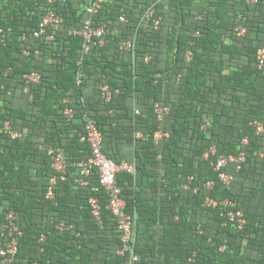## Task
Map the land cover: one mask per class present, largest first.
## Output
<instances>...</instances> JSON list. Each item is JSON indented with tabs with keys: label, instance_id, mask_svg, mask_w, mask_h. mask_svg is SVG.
<instances>
[{
	"label": "trees",
	"instance_id": "trees-1",
	"mask_svg": "<svg viewBox=\"0 0 264 264\" xmlns=\"http://www.w3.org/2000/svg\"><path fill=\"white\" fill-rule=\"evenodd\" d=\"M92 1L59 0L54 6L65 21L35 37L48 0H0V220L13 210L23 232L10 264H128L98 175L85 186L77 182V164L92 153L81 140L86 114L107 156L135 164L134 173L117 174V183L136 215L139 264H264V131L252 124H264L257 63L264 0H106L92 16L93 27L108 29L104 42L94 37L85 52L84 37L73 31L82 28ZM149 5L161 17L158 28L141 23ZM124 40L133 46L122 49ZM32 72L41 74L39 82L24 77ZM102 85L111 90L109 100ZM17 97L25 103L17 105ZM156 102L170 107L162 120ZM205 119L212 123L206 130ZM6 121L19 136L3 131ZM157 130L169 134L158 143ZM52 146H62L69 163L55 199L46 196ZM212 146L216 154L206 158ZM241 151L247 155L241 168H224L234 176L227 188L212 162ZM208 195L216 207L204 205ZM92 196L102 204L101 222ZM232 209L244 213L243 227L225 215ZM60 222L68 229L61 231Z\"/></svg>",
	"mask_w": 264,
	"mask_h": 264
},
{
	"label": "built area",
	"instance_id": "built-area-1",
	"mask_svg": "<svg viewBox=\"0 0 264 264\" xmlns=\"http://www.w3.org/2000/svg\"><path fill=\"white\" fill-rule=\"evenodd\" d=\"M59 0H48L50 7L45 11L38 29L35 30L34 36L41 37L47 32L51 27H56L61 25L65 21V17L57 9L56 2ZM106 0H94L86 8L87 18L84 20V24L80 30H75L73 33H78L82 35L85 39L84 50L85 52L90 48L91 43L94 42V37L98 38L100 43L104 42V37L106 36L108 29L105 26H99L97 28L92 25V16L96 14L101 8L102 4ZM256 2L257 0H251ZM122 20H126V16L121 17ZM161 17L156 16L155 5H149L144 9L142 22L144 25L153 24L155 28L159 27ZM238 35H244L246 33V27L243 24H239L236 28ZM48 39H53V35H49ZM133 46L132 40H124L120 42V47L124 50L130 49ZM25 54H28L27 49L24 50ZM187 60H191L192 52L190 50L186 53ZM257 63L259 68L264 72V47H261L257 51ZM24 77L31 82H39L41 79V74L39 72H32L25 74ZM102 97L109 100L111 97V90L108 85H102ZM1 112V108H0ZM139 112V111H137ZM155 112L158 115V119L162 120L170 112V107L168 105L162 104L160 102L155 103ZM66 115L71 119L74 112L71 108L66 107ZM86 118V134L81 136V140L87 141L91 146V156L88 160L78 163L80 169V175L77 178V182L85 186L88 184V178L97 174L99 177L100 185L104 188L108 195L109 203L108 208L112 212L118 228L121 230V241L122 248L119 251L120 254H128V264H139L140 256L136 252L135 243V228H136V215H133L127 211V202L122 196V189L117 183V174L122 171H127L129 173H134L136 170L135 164L129 163L127 161L116 162L109 158L107 154L103 151V135L99 130L96 121L92 118ZM252 124L255 126L257 133H262L264 131V124L260 120H254ZM212 123L209 119H205L202 128L206 130L211 127ZM3 131L12 137H17L20 134L15 132L11 128L10 121H6L3 127ZM168 132L163 130H157L154 135L155 142L158 143L164 136H168ZM247 142V139H244ZM44 148V145H41ZM47 148V147H46ZM48 154L51 157L52 168L54 174L50 177L47 194L46 196L50 199H55L56 192L55 187L60 179H65L69 163L65 155V150L62 146L48 147ZM217 148L212 146L209 151L205 153V157L208 158L210 154H216ZM247 159L245 151H241L238 155L234 154H221L214 160L213 166L219 172V179L227 187L230 188L234 176L229 172H226L224 168L230 164H237V168H241L243 162ZM214 181H209L206 185L207 189L211 190L214 186ZM89 203L92 207V212L97 220L101 222L102 215V204L97 197H90ZM224 205H233L232 202L225 200ZM204 205L207 207H216L218 201L212 196L208 195L205 199ZM225 215L231 219H237L238 226L243 227L246 223L244 218V213L241 210H227ZM225 225L228 221H225ZM57 227L63 231L68 229V226L64 222L57 224ZM22 230L17 223V216L13 210L7 211L3 219L0 220V234L4 239L3 245L0 246V264H10L17 255L19 247V237L22 235ZM46 239V235H42L40 241L43 242Z\"/></svg>",
	"mask_w": 264,
	"mask_h": 264
},
{
	"label": "crops",
	"instance_id": "crops-1",
	"mask_svg": "<svg viewBox=\"0 0 264 264\" xmlns=\"http://www.w3.org/2000/svg\"><path fill=\"white\" fill-rule=\"evenodd\" d=\"M19 96V95H18ZM25 103V100L24 99H22L21 97H17V99H16V104L18 105V104H24Z\"/></svg>",
	"mask_w": 264,
	"mask_h": 264
}]
</instances>
